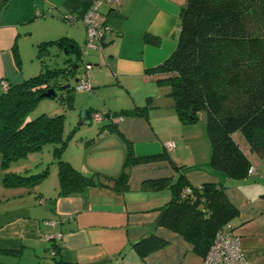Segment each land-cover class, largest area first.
<instances>
[{
	"label": "crops",
	"instance_id": "0c3cea01",
	"mask_svg": "<svg viewBox=\"0 0 264 264\" xmlns=\"http://www.w3.org/2000/svg\"><path fill=\"white\" fill-rule=\"evenodd\" d=\"M98 1L0 0V83L19 85L36 76L40 44L65 38L70 45H84L81 17ZM185 2L119 0L98 7L108 31L100 47L82 52V62L91 67V89L74 90L67 134L77 130L61 156L85 178L119 176L126 143L137 158L164 153L173 165L156 161L132 167L123 192L103 180L105 186L67 197L58 196V186L45 191L46 180L37 190H9L0 198V264H201L180 236L157 227L171 191L144 186L163 179L175 183L180 176L192 187L212 183L225 188L238 211L232 225L247 261L264 263V162L246 147L253 175L232 180L213 171L204 115L195 124H181L165 77L147 74L175 51ZM82 110L90 111V126L77 127ZM93 113L107 117L96 124ZM108 125L118 134L101 131ZM167 144L173 148L167 150ZM151 237L167 245L140 259L133 246ZM55 245L59 251L53 256Z\"/></svg>",
	"mask_w": 264,
	"mask_h": 264
},
{
	"label": "trees",
	"instance_id": "16d2710c",
	"mask_svg": "<svg viewBox=\"0 0 264 264\" xmlns=\"http://www.w3.org/2000/svg\"><path fill=\"white\" fill-rule=\"evenodd\" d=\"M80 48L70 45L65 38L40 44L39 73L19 85L5 82L7 89L1 90L0 95V168L5 189H33L45 180L46 170L21 175L17 167L28 155L41 152L45 146L51 147L56 161L58 196L62 197L89 187L105 186L102 180L110 183L113 190L123 192L128 189L132 167L156 161L173 165L164 153L137 158L128 143L116 178L98 174L85 178L61 159L77 128L65 134L64 115L30 116L43 99L41 96L50 89L55 91L54 100L64 110L72 109L76 83L72 87L70 81L77 82L87 65L82 62ZM51 50L55 55L67 56L62 66L57 62L47 64L45 59L51 56ZM147 74L165 77L162 82L169 86L181 124H195L204 115L205 136L211 149L209 166L213 171L232 180L247 178L253 168L245 155L246 147L264 162V0H186L175 51ZM100 115L102 120L98 123L107 117ZM106 128L117 133L112 125L101 131H107ZM146 185L171 191V200L157 227L180 236L202 260L218 232L227 224L234 229L232 221L238 217V211L225 197L224 187L212 183L192 187L183 176L175 183L163 179L145 182ZM186 189L188 194L184 193ZM166 245L165 241L151 237L133 248L144 259ZM55 246L53 256L59 251Z\"/></svg>",
	"mask_w": 264,
	"mask_h": 264
},
{
	"label": "built area",
	"instance_id": "2783aa9c",
	"mask_svg": "<svg viewBox=\"0 0 264 264\" xmlns=\"http://www.w3.org/2000/svg\"><path fill=\"white\" fill-rule=\"evenodd\" d=\"M118 1L119 0L98 1L89 10H86L83 13L81 19L85 26L86 37L84 45L80 48L81 53L84 51V49H96L100 47V42L108 31L105 17L98 13V7L101 4L114 6L118 4ZM73 20V15L68 16L67 21L69 23H71ZM90 68L91 67L89 65H85L83 68L84 70L79 75L74 87L75 91H90L91 88L88 83V72ZM0 87L2 91H6L7 84L5 82H1ZM92 120L95 122H100L102 120V116L98 113H94L92 114ZM172 148V145L167 144V150H171ZM253 174L254 170L250 169L248 176ZM184 193L188 194L189 190L186 189ZM201 264H249L241 248L239 238L230 224H227L223 230L216 234L213 243Z\"/></svg>",
	"mask_w": 264,
	"mask_h": 264
},
{
	"label": "rangeland",
	"instance_id": "374dc122",
	"mask_svg": "<svg viewBox=\"0 0 264 264\" xmlns=\"http://www.w3.org/2000/svg\"><path fill=\"white\" fill-rule=\"evenodd\" d=\"M83 46V45H82ZM81 46V47H82ZM53 52V56L47 60V64L53 65L55 62H57L60 66H62V61L63 59H66L67 56H64L62 54H57ZM68 57H73L72 55ZM70 84L73 85L74 81L71 80ZM1 95V94H0ZM78 97V95H76ZM68 111L69 110H64L63 106H60V104L54 100V99H42L39 104L36 106L35 110L31 113V118H36L42 114H45L49 117L56 116V115H64L65 116V130L64 133L67 134L68 131V126H69V120H68ZM99 124V123H96ZM17 167L20 170V174L22 175H30L31 173L33 174H38L43 172L44 170L47 171V176L45 178V191L53 187L58 186V178H57V165L56 161L53 158L51 147L50 146H45L41 152H37L34 154H30L27 156L26 160L18 164ZM27 170V172H26ZM3 173L0 168V198L2 199L3 196H5L4 193H7L10 189H5L2 184ZM37 187H34L33 190H37ZM14 190H10L9 192H13ZM197 260H199L197 258Z\"/></svg>",
	"mask_w": 264,
	"mask_h": 264
},
{
	"label": "water",
	"instance_id": "95a60500",
	"mask_svg": "<svg viewBox=\"0 0 264 264\" xmlns=\"http://www.w3.org/2000/svg\"><path fill=\"white\" fill-rule=\"evenodd\" d=\"M65 54V51H64ZM66 88L68 85L65 86ZM43 99H55L56 93L54 90L50 89L45 94L41 96ZM91 118H90V111L89 110H82L79 112V122L77 127L81 126H90Z\"/></svg>",
	"mask_w": 264,
	"mask_h": 264
}]
</instances>
